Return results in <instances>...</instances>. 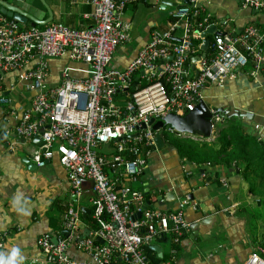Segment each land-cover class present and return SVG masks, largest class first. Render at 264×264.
<instances>
[{"label":"built area","instance_id":"1","mask_svg":"<svg viewBox=\"0 0 264 264\" xmlns=\"http://www.w3.org/2000/svg\"><path fill=\"white\" fill-rule=\"evenodd\" d=\"M138 1L86 0L92 10L85 18L92 24L85 29L55 22L25 28L0 13V104L11 105L3 94L2 74L36 60L35 67L20 76L34 94L31 107L15 114L17 123L6 133L30 141L42 128L35 164L44 167L57 153L76 195L86 180L94 183L92 218L99 228H88L86 234L80 210L70 206L63 217L66 234L41 236L37 245L43 257L31 264H151L145 246L169 235L178 244L190 228L182 211L187 202L177 211L145 208V191L134 187L156 147L149 120L193 111L207 85L223 84L235 70L251 65L256 75L264 69V29L249 25L237 35H216L213 56L202 60L192 76L187 66L208 28V16L191 6L177 8L168 29L153 31L127 67H113L116 49L130 40L122 12L128 3ZM196 1L191 0L194 6ZM240 1L246 9L264 12V0ZM66 53L90 66L88 76L72 78L64 71L59 84L48 87L47 59ZM170 56L172 60L160 64ZM139 72H144L148 85L131 90ZM5 244L6 233H0V258ZM71 246L89 260L71 258ZM243 264H264V257L254 253Z\"/></svg>","mask_w":264,"mask_h":264},{"label":"crops","instance_id":"2","mask_svg":"<svg viewBox=\"0 0 264 264\" xmlns=\"http://www.w3.org/2000/svg\"><path fill=\"white\" fill-rule=\"evenodd\" d=\"M45 1L54 14L51 23H63L76 29H85L92 24L85 18L92 10L86 0ZM162 1L141 0L126 5L121 18L130 26V40L116 49L111 62L113 67H127L150 41L153 31L168 29L177 8L161 6ZM6 2L40 20L46 17L47 10L36 0ZM195 7L202 15L210 17L209 25H216V30L221 34H239L249 25L264 29V12L246 9L240 0H197ZM181 35L180 30L175 39L179 40ZM209 37L213 39L214 35ZM195 57L190 59L192 76L197 73L200 63H193ZM47 62L48 87L57 86L64 71H68L72 78L82 79L88 76L90 69L88 64L73 60L69 53L48 58ZM35 65L36 60H31L22 70L3 73L1 84L3 94L11 100V105L0 104V233H6L3 258H7L13 249H18L20 264L41 260L43 255L37 245L38 239L65 231L63 217L70 206L80 210L81 228L84 231L89 227L83 220L93 212L92 183L86 180L81 193L76 195L57 153L44 167L35 164L34 155L42 146L39 139L42 128L30 141L14 133H6V130H13L17 123L15 114L31 107L34 94L28 91L27 82L22 81L20 76ZM252 70V66L248 65L235 70L233 76L223 84L207 85L201 92L200 100L223 108L229 117L235 112L249 115L250 118L239 117V122L248 134L264 143V69L256 75L252 74ZM139 77L142 75L136 76V79ZM224 122L230 126L232 118ZM218 125L215 124L214 128H218ZM2 133L7 138L5 143L1 138ZM212 137L203 140L191 135L178 136L183 140H193L199 146L216 143L218 133ZM165 142H171L172 146L165 143L163 149L156 147L150 150L143 178L134 187H141L150 194L147 201L150 209L177 211L186 201L182 211L190 228L201 219L208 218V222L199 227L194 240L190 239L192 231L189 228L188 234L178 244L171 235L153 241L149 247L159 246L162 249L159 253L150 248L156 264H243L254 253L264 256V249L254 244L264 241V228L260 225L262 221L259 220L257 235L253 236L248 216L240 209L244 205L254 207V197L248 192L240 168L236 173L233 167L197 165L181 158L177 143L170 137L165 136ZM69 255L78 261L89 260V256L75 246L69 248Z\"/></svg>","mask_w":264,"mask_h":264},{"label":"trees","instance_id":"3","mask_svg":"<svg viewBox=\"0 0 264 264\" xmlns=\"http://www.w3.org/2000/svg\"><path fill=\"white\" fill-rule=\"evenodd\" d=\"M8 1V0H4ZM36 2L46 10L45 6L40 0ZM192 10H198V7L194 5L191 6ZM48 18L46 12L45 20ZM210 17L208 16L207 22H205V27H209ZM25 28L31 27L29 24H24ZM43 28L44 26H37ZM214 35L213 39L209 37L211 41L210 52L208 53L206 59L209 60L214 54ZM202 40L196 42L197 45L201 43ZM202 52L200 47L193 56H199ZM190 61L188 69H190ZM140 75V72L137 76ZM148 85L146 78L142 75L139 77L137 89H142ZM177 147L179 154L182 159L191 161L197 165L213 164L223 166L225 168H232L237 165L241 170V175L244 178L248 186V192L254 197V207L250 208L249 205H244L243 210L248 216V225L252 230V235L256 236V230L259 227V220L262 221L260 224L264 228V143L258 140L256 136L248 134L238 118L232 117V123H225V126L220 128L218 132V137L216 138V143L204 144L199 146L193 140L184 141V143L178 144ZM140 189H142L140 187ZM146 202L150 198V194L145 192ZM260 201V206L257 202ZM93 214V212H92ZM92 214L87 216L83 221L86 222L90 229H98L99 225L92 218ZM137 215V214H136ZM173 236V235H172ZM166 237V236H164ZM174 237V236H173ZM264 241L254 242L258 247L263 248ZM145 254L147 255L151 264H156L151 255H154L152 249L149 246L144 247ZM264 257V256H262Z\"/></svg>","mask_w":264,"mask_h":264},{"label":"water","instance_id":"4","mask_svg":"<svg viewBox=\"0 0 264 264\" xmlns=\"http://www.w3.org/2000/svg\"><path fill=\"white\" fill-rule=\"evenodd\" d=\"M41 3L45 6L48 12V18L45 20H40L35 16L31 15L30 13L20 9L19 7L10 4L4 0H0V13L12 18L22 24H31V26H46L53 21L54 14L47 4L45 0H40ZM167 5L169 9L172 8H180L182 6H192L191 0H182L176 2H168L163 0L161 2V6ZM216 25H210L205 31L202 32V43L200 46V50L202 54L197 56L193 59V63L201 62L202 60L206 59L208 53L211 51V41L207 38L208 35H219L220 33L216 30ZM237 35V34H233ZM173 59V56H170L166 59H163L160 63L164 64L166 61H170ZM194 68V67H193ZM141 75H144V72H141ZM138 84V79L135 80L131 90H135ZM249 117V115H244L235 112V114L230 115V117ZM223 110V108L217 107L215 105H210L204 100H199L196 104L193 111L186 113L185 115H177V114H169L165 118L159 121H154V119H150L148 125L152 126V129L155 131V145L158 149H163L165 147V143L168 146H172L171 142H165V132H169L170 130L178 134H188L191 136L201 137L203 140H210L213 138L212 135L218 133L220 128L225 126L224 120L230 118ZM219 124L218 128H214L215 124ZM145 126H143L144 128ZM1 138L3 142H7V138L5 133L1 134ZM42 143V139L39 138ZM213 140V139H212ZM202 141V140H201ZM155 147V148H156ZM191 164V162H188ZM37 167V166H34ZM233 170L236 173H239V168L237 165L233 166ZM94 187L93 181H90ZM258 206H260V201L257 202ZM151 207L149 203L146 202L145 208ZM140 217V215H138ZM208 222V218L201 219L199 221L194 222L191 225L192 234L190 235V239L194 240L195 236L198 235L199 227L206 224ZM85 233L88 234V230H85ZM63 235L66 234V231L62 232ZM204 236V235H201ZM56 242V239L54 240ZM156 252H162V249L159 246H152L150 247Z\"/></svg>","mask_w":264,"mask_h":264},{"label":"clouds","instance_id":"5","mask_svg":"<svg viewBox=\"0 0 264 264\" xmlns=\"http://www.w3.org/2000/svg\"><path fill=\"white\" fill-rule=\"evenodd\" d=\"M19 255V250L13 249L7 258H0V264H20V261L17 259ZM20 258L23 259V257Z\"/></svg>","mask_w":264,"mask_h":264},{"label":"rangeland","instance_id":"6","mask_svg":"<svg viewBox=\"0 0 264 264\" xmlns=\"http://www.w3.org/2000/svg\"><path fill=\"white\" fill-rule=\"evenodd\" d=\"M164 136L170 137L174 142H176L178 144H181V145L184 143V141H189V140H183L181 138H178V136L176 135V133L170 132V131L169 132H165Z\"/></svg>","mask_w":264,"mask_h":264}]
</instances>
